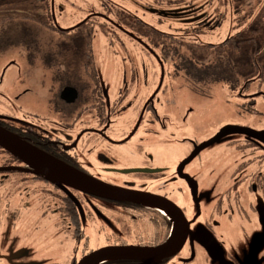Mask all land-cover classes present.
<instances>
[{
  "label": "flooded vegetation",
  "instance_id": "flooded-vegetation-1",
  "mask_svg": "<svg viewBox=\"0 0 264 264\" xmlns=\"http://www.w3.org/2000/svg\"><path fill=\"white\" fill-rule=\"evenodd\" d=\"M48 2V8L38 10V14L45 17L49 11L51 22L46 25L52 24L55 30L70 37L57 45L72 58L62 57L56 61L68 74L56 81L55 98L49 101V107L56 112L54 117L34 115L27 109L16 115L10 111L0 112V128L35 157L17 156L0 146V264H32L29 260L20 261L25 252L19 235L14 232L18 233L32 210L37 209L39 214L49 218L48 226L60 220L67 234L76 233L83 241L80 257L75 256L66 264H77L85 255L105 246L129 245L146 251L99 264H256L255 255L262 249L249 230V216L251 211H256L259 202L264 208V36L252 59L247 48L239 46L252 22L259 18L264 22V0H225L231 17L229 28L223 38L215 41L200 35L202 31L215 33L222 20L216 13L205 10V2L184 1L180 8L166 10L160 5L133 1L160 22L172 19L181 23V28L175 32L159 30L118 4L112 3L117 8L114 13L106 11L105 1H101V9L88 10L84 17L61 27L53 23L55 3ZM26 7L32 6L20 0L18 18L23 20ZM33 8L37 10L38 6ZM117 33L133 46L145 47L153 54L152 49L156 48L163 59L161 67L167 64L169 74L171 71L176 78L181 77V64L186 66L185 80L193 78L191 73L195 74L194 79L200 78L201 69L205 67L209 77L199 80L201 84L220 82L215 68L209 67L204 50L216 49L230 58L236 52L241 53L236 80H226L223 85L230 94L227 102L232 115H225V111L215 118L218 114L214 105L219 104L214 102L216 95L198 91V104L185 106L181 112V127L189 117L197 120L214 111L213 119L207 124L209 132L200 140H193L190 149L182 152L175 163L154 162L151 154H142L144 149L139 155L130 154L141 158L140 164H133L136 158L127 159L128 146L136 150L141 143L139 147L153 149L167 143L162 135L164 128H154L160 117L153 108V100L157 99L159 104V97H168V93L163 81L164 68L155 76L154 87L141 100L136 99L137 91H133L124 77L119 86L113 85L114 75L101 85L94 55L96 47H100L97 40L101 34L100 38L107 41ZM170 39L181 43L175 46L193 45L194 58L181 60L176 49L170 50L173 47ZM220 61L227 66V60ZM250 61L256 73L248 74ZM13 66L17 72L5 81V72ZM189 66L194 68L188 69ZM74 70L82 75L72 73ZM19 76L21 67L15 61L9 62L0 70V86L3 83L9 86L7 82ZM112 86L119 87L121 93L114 97L111 93L105 94ZM29 91V88L16 90L14 100L7 104L11 107L20 104L19 100ZM4 95L8 96L0 93V97ZM227 127H236L239 131L233 132L230 128L211 140ZM195 150V155L187 160ZM46 161L54 163L56 168L60 165L66 171L69 169L71 176L87 175L120 188L139 201L90 195L73 187L70 179L66 181L68 184L65 177L54 180L52 171L53 176L48 178L42 171ZM218 163H223L226 171L217 181ZM126 169L139 170L122 171ZM213 176L215 180L211 179ZM256 214L257 220H261L262 213ZM101 216L110 221L104 222ZM93 230L98 239L104 240L103 245L91 247L89 234ZM44 243L51 245V242ZM163 244H170V249L160 250ZM249 247L251 250L246 257L244 249ZM48 250L39 253L42 259L39 262L57 264L53 251Z\"/></svg>",
  "mask_w": 264,
  "mask_h": 264
},
{
  "label": "rangeland",
  "instance_id": "rangeland-1",
  "mask_svg": "<svg viewBox=\"0 0 264 264\" xmlns=\"http://www.w3.org/2000/svg\"><path fill=\"white\" fill-rule=\"evenodd\" d=\"M101 1H105L106 11L111 10V13H114V10L117 8L112 3L118 4L154 25L159 30L170 32H175L181 28V23L172 19L160 22L151 13L143 12L144 10L135 5L133 1L140 4L148 2L153 6L160 5V7L166 10H176L181 7L184 1L197 4L205 2V10L216 13L222 19L215 33H206L204 31L200 33V35L211 41L224 37L228 31L229 20L231 18L225 0H53V3H55L52 15L53 23L61 27L70 25L84 17L88 10L95 8L97 11L99 7L101 9L103 5ZM9 10H11L10 7H0V70L9 62L15 61L21 67V76H19V79L17 77L14 81L7 82L15 86L14 88L4 83L0 86V93L8 94V96L4 95L0 97V112L10 111L16 115L20 114L22 110L27 109L34 115L42 114L49 118L54 117L56 112L49 107V101L55 98L56 81L68 74L66 69L57 66L56 61L62 57L72 58L69 52H64L57 44L70 37H66L67 35L55 30L51 26L52 24L46 25L47 22H51L49 11L44 17V15H38V11L35 9H31V11L26 10V13L33 14L34 17L23 18L22 20L17 17V10L11 12ZM105 30L108 29L105 28ZM101 36L103 37L101 34L97 40L98 47L99 45L100 47L98 49L96 47V51H94V55H96L97 75L101 85H105L110 81L109 77L114 75L113 85L119 86L124 77L129 86L133 87V91H137L136 99H143L149 90L154 87L155 76L158 72H163V68L165 69L163 81L168 97L160 96L159 104L157 99L153 100V108L160 117L159 122L155 123L154 128L158 130L161 127L164 128L162 135H164L167 143L164 142L163 145L154 147L153 149L141 148L139 147L141 143L138 144L136 150L133 146H128L126 148V156L129 161L136 158L133 164H140L141 158L130 154L137 152L139 155L142 149H144L142 154H151L154 162L157 161L159 164H165L166 160H168L170 163H175L182 152L185 153L190 149L193 145V140H200L206 132H209L207 124L213 119L214 111L209 113L211 115L202 116L197 120L189 117L182 123L183 126L181 127V112L186 108L185 106L187 108L195 107L198 104V91H210L216 95L214 102L218 101L219 104L214 105V110L218 114L215 118H219V115H222L225 111V115L228 113L230 116L232 115V109L228 106L229 102H227L230 99V94L228 93V89L223 85H225L226 80H236L238 69L241 66L240 62L238 63L237 61L241 58V53L236 52L230 58L224 52L221 54L216 49L207 48L204 50V53L207 54L205 59L210 61L209 67L215 68L214 73L220 82L201 84L198 82L199 80H207L209 77L205 67L201 69V77H197L193 81L189 78L187 80L181 79L182 77L176 78V75H171V71L169 74L167 64L163 63L161 67L163 59L156 48L152 49L153 54L148 49L146 50L145 47L133 46L130 40H127L123 35L118 33L114 37L111 35V39L107 41H105L106 39H101ZM173 48L176 49L177 56L181 58L190 55L187 48L182 45H174L170 47V50H173ZM220 60H227V66H224ZM15 71L17 72V68L14 66L8 69L5 72V81L14 75ZM73 72L77 75H82L79 70H74ZM181 75H183L182 71ZM23 88H29L30 91L19 100L20 104H13V107L7 104L8 101L14 100V92ZM118 88L112 86V88L105 90V94L111 93V97L117 96V93L120 92ZM203 101H206L207 105L210 106L211 103H208L207 99L204 98ZM133 106L135 107V103H133ZM219 111L221 112L220 114ZM145 116L148 117V113ZM165 117L166 119L163 121ZM161 122H163L162 126H160ZM248 124L252 125L251 122ZM181 142H185L184 145ZM218 164L217 181L218 177H221L222 173L226 171L223 163ZM211 179L215 180L216 178L213 176ZM256 208L255 212H250L249 230L252 231L255 239L259 241V246L262 249L261 252L259 251L255 255L256 264H264V208L260 202ZM39 212V209L32 210L31 215L25 219L24 226L19 228L18 233L14 232L19 235V239L22 241V249L25 252L23 259H20V261L25 262L29 260L32 264H42L39 262L42 259L38 255L41 252L47 251L48 248L53 251L57 264L69 263V260L75 256L79 258L83 250L81 238L76 237V233L70 232L67 234L65 226L60 220L57 223L54 222L51 227L48 226L47 221H49V218L43 216V213L39 214ZM256 213H262L261 220H257ZM101 218L104 222L105 220L110 221L107 217L101 216ZM89 236L91 247L94 248L104 244V240L98 239L95 230ZM44 242H51V245H45ZM250 250L251 247L244 249L246 257Z\"/></svg>",
  "mask_w": 264,
  "mask_h": 264
},
{
  "label": "water",
  "instance_id": "water-1",
  "mask_svg": "<svg viewBox=\"0 0 264 264\" xmlns=\"http://www.w3.org/2000/svg\"><path fill=\"white\" fill-rule=\"evenodd\" d=\"M66 93V91H65ZM231 131H239L238 129H236V127H227L223 130H221L219 132V134L217 136H215L214 138H212L211 140L217 139L220 134H222L224 132V130L230 129ZM248 130V129H247ZM6 131L2 128H0V146L6 148L7 150H9L12 154L15 155H26L29 158H35L33 157L28 150L22 148L20 146L19 141L15 138L12 137L8 134L5 133ZM252 133V131H250ZM211 140H209L208 142H210ZM207 142V143H208ZM204 146V145H203ZM197 150V149H196ZM195 151L192 152L191 156H189V158H187V160H190L193 155H195ZM36 163H39L36 161ZM72 170V168H71ZM139 169H126V170H122L123 172H132V171H136ZM43 173H45L47 175V177L51 178V172L52 171L55 175L54 180H63L64 177V181H68L69 179L71 180V185L75 188H80L82 189V191H85L86 193L93 195V196H97V197H104L105 199H112V200H123V201H132V202H138L139 200H135L132 198V196L126 195L124 194V192L119 188L116 189L117 187H113L107 184H104L102 182H99L91 177H88L87 175H73L71 176V171L69 169L66 168H62L60 165L59 167H55V164L52 162H48L46 161L45 166L43 167ZM75 171V170H74ZM77 172V171H76ZM67 176H69L68 178H66ZM66 184H68L66 182ZM169 202V201H168ZM170 205L174 206L172 203L169 202ZM174 208H176L174 206ZM177 209V208H176ZM179 241V240H178ZM172 242L176 243V240L174 241V239L172 240ZM170 244H163L161 246H163L162 248H160V250L164 251V250H168L170 249L169 247ZM174 246V244H173ZM174 249V248H172ZM144 251H146L143 248L137 247V246H105L102 248H99L97 250L92 251L91 253L85 255L82 259H80L78 261L77 264H99L104 262L105 260H109V259H118L120 257H131L132 255H136L137 252L138 253H144ZM175 251V250H173ZM173 251H171L170 253H173ZM169 253V252H168ZM169 253V254H170ZM148 254V253H146ZM155 254V253H154ZM167 253H165L166 255ZM164 254L162 256H165Z\"/></svg>",
  "mask_w": 264,
  "mask_h": 264
},
{
  "label": "trees",
  "instance_id": "trees-1",
  "mask_svg": "<svg viewBox=\"0 0 264 264\" xmlns=\"http://www.w3.org/2000/svg\"><path fill=\"white\" fill-rule=\"evenodd\" d=\"M20 3V0H0V7H10L11 10H9L10 12L11 11H16L18 9V5ZM26 3H29L31 4V8H27L26 10H30L33 9V6H38V10H43L44 7L48 8V5H49V2L48 0H26ZM5 5V6H3ZM40 15V14H38ZM34 17L33 14H29V13H26L25 14V17L23 18H30V17ZM264 28V22L262 21L261 18L255 20L254 22H252L250 24V28L248 29V31L245 33V37H244V40L241 42V45L239 46L240 48H242V46L245 48H247V51L249 52L250 54V57L252 58L253 57V54L254 52L257 50V46H261V41L263 39V36H264V31L262 30ZM237 38V37H236ZM235 38V40H236ZM173 41L171 42V45L174 46V44H180V42L178 40H174L172 39ZM171 41V40H170ZM187 48L189 49L190 51V55L189 56H186L184 58H181V60H185V59H193V52H194V46L193 45H188ZM249 57V58H250ZM192 65V64H190ZM194 67L193 66H189L188 69H193ZM249 68V71H248V74H253V73H256L255 71V68L252 66V63L250 61V66L248 67ZM186 69V66H182L181 64V71L184 73ZM192 77L190 80L193 81L195 80L194 79V75L193 73H191ZM185 76V75H184ZM184 76L181 75V79H184ZM187 77V76H185Z\"/></svg>",
  "mask_w": 264,
  "mask_h": 264
}]
</instances>
